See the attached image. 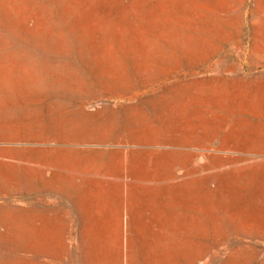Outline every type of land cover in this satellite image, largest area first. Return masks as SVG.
<instances>
[{"label":"rangeland","instance_id":"rangeland-1","mask_svg":"<svg viewBox=\"0 0 264 264\" xmlns=\"http://www.w3.org/2000/svg\"><path fill=\"white\" fill-rule=\"evenodd\" d=\"M0 264H264V0H0Z\"/></svg>","mask_w":264,"mask_h":264}]
</instances>
